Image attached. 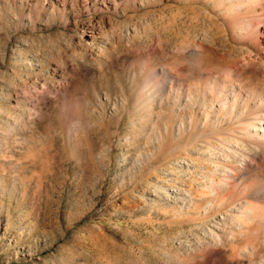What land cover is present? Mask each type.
<instances>
[{
	"label": "rangeland",
	"instance_id": "rangeland-1",
	"mask_svg": "<svg viewBox=\"0 0 264 264\" xmlns=\"http://www.w3.org/2000/svg\"><path fill=\"white\" fill-rule=\"evenodd\" d=\"M244 1L0 0V264H264Z\"/></svg>",
	"mask_w": 264,
	"mask_h": 264
},
{
	"label": "bare ground",
	"instance_id": "bare-ground-1",
	"mask_svg": "<svg viewBox=\"0 0 264 264\" xmlns=\"http://www.w3.org/2000/svg\"><path fill=\"white\" fill-rule=\"evenodd\" d=\"M243 4H245L248 9V15L246 16V20H248L247 31L245 32V34L250 36L253 42L256 44L257 48L260 49L258 60L261 61L262 64H264V0H245ZM257 12L260 13L256 15ZM229 73L230 71H227V69H224L222 72V77L223 79L225 78L224 80L226 84H231L230 79L233 78V76ZM257 113H259L260 115V112ZM259 115L252 117L251 124H264V117H262V115ZM259 131L264 133V126H261ZM261 137L262 140H260V142L263 141L262 144H264V134H262ZM258 164V162H255L254 166H258Z\"/></svg>",
	"mask_w": 264,
	"mask_h": 264
}]
</instances>
